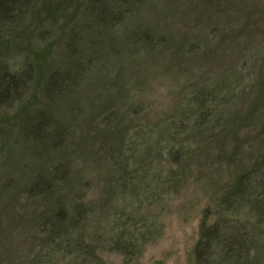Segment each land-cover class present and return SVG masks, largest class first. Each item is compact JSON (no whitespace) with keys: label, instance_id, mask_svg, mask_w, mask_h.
Returning a JSON list of instances; mask_svg holds the SVG:
<instances>
[{"label":"rangeland","instance_id":"obj_1","mask_svg":"<svg viewBox=\"0 0 264 264\" xmlns=\"http://www.w3.org/2000/svg\"><path fill=\"white\" fill-rule=\"evenodd\" d=\"M128 7L142 8L109 32ZM144 34L146 48L134 53ZM26 63L31 81L12 106L0 108V264H27L40 255L45 264H69L41 248L45 178L66 169L57 186L66 207L98 200L110 177L112 144L132 135L141 142L148 128L198 113L186 96L201 87L210 89L214 105L206 106L218 127L191 134L178 193L161 201L167 206L161 237L140 260L192 264L200 225L216 219V199L264 156V0H33L22 26L0 28V65L19 71ZM55 69L66 70L70 83L49 105L43 85ZM41 109L53 122L47 135L24 124ZM153 166L169 169L163 161ZM101 257L121 262L115 254Z\"/></svg>","mask_w":264,"mask_h":264},{"label":"trees","instance_id":"obj_2","mask_svg":"<svg viewBox=\"0 0 264 264\" xmlns=\"http://www.w3.org/2000/svg\"><path fill=\"white\" fill-rule=\"evenodd\" d=\"M32 1L0 0V28L22 26ZM91 1L88 0V4ZM138 8L123 10L120 17L109 25V32L142 7ZM143 31L147 33L145 29ZM130 32H133L132 28L126 31L123 38ZM147 38L146 34L139 36L136 43L139 51L134 53H141L146 48ZM115 42L117 40H109L110 46ZM100 61L95 59L93 63ZM67 74L66 70L55 69L45 79L43 96L49 105H55L54 98L68 87ZM31 78L30 63L24 64L19 71L0 65V108L12 106ZM209 90L197 87L186 96L187 104L198 108V113L182 118L173 116L157 127L148 128L144 133L155 136L151 142L141 133V142H137L132 135L128 139L120 138L117 144L113 143L109 157L112 173L98 200L84 203L76 199L66 207V197L57 187L66 180V169L56 167L48 176L47 173L43 175L44 178L47 176L46 185L40 193L41 197L38 196L43 207L47 208L43 216H48V222L43 228L39 226L43 234L41 248L51 256L60 254L69 258V264H109L101 257L104 253L119 256L120 264H141L146 248L156 243L162 234L161 216L167 207L161 203L163 197L175 195L180 188L191 134L213 133L218 127L217 119L206 106L208 101L214 105ZM51 119L48 109H41L26 117L24 124H32L33 128L47 135L53 125ZM21 127L23 130V123ZM157 129H160L158 133ZM156 161H163L169 169L159 171L156 168L158 164L153 166ZM259 169L264 173V156L248 171L238 175L216 199V219L213 223L203 221L200 225L198 240L191 252L192 264H260L257 239L259 227L264 226V175H257ZM252 205L256 208L251 209ZM50 214L58 219L54 220ZM46 227L49 229L46 230ZM44 257L40 255L27 264H45ZM150 264L164 263L155 261Z\"/></svg>","mask_w":264,"mask_h":264}]
</instances>
